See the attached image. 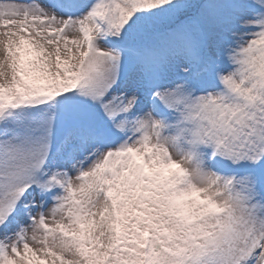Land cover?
Returning <instances> with one entry per match:
<instances>
[{
	"label": "snow or ice",
	"instance_id": "obj_1",
	"mask_svg": "<svg viewBox=\"0 0 264 264\" xmlns=\"http://www.w3.org/2000/svg\"><path fill=\"white\" fill-rule=\"evenodd\" d=\"M0 264H264V0H0Z\"/></svg>",
	"mask_w": 264,
	"mask_h": 264
}]
</instances>
